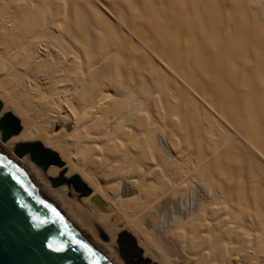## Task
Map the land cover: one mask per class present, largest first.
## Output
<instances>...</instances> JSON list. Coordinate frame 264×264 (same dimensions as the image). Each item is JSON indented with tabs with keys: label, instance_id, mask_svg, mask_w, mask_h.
Returning <instances> with one entry per match:
<instances>
[{
	"label": "bare ground",
	"instance_id": "1",
	"mask_svg": "<svg viewBox=\"0 0 264 264\" xmlns=\"http://www.w3.org/2000/svg\"><path fill=\"white\" fill-rule=\"evenodd\" d=\"M263 5L0 0V115L22 126L0 147L111 264L122 230L145 264H264ZM35 139L62 165L13 154ZM73 173L89 198L49 187Z\"/></svg>",
	"mask_w": 264,
	"mask_h": 264
},
{
	"label": "water",
	"instance_id": "2",
	"mask_svg": "<svg viewBox=\"0 0 264 264\" xmlns=\"http://www.w3.org/2000/svg\"><path fill=\"white\" fill-rule=\"evenodd\" d=\"M3 103L0 100V112ZM22 129L19 118L6 110L0 115V140H8ZM66 129H70L66 126ZM13 154L42 170L63 161L40 141L17 142ZM51 186L63 183L81 196L91 188L77 175L50 177ZM90 201L101 211L109 208L97 195ZM114 219V217H113ZM117 250L125 264H145L148 259L135 238L126 230L117 235ZM62 249L57 251L56 249ZM0 264H111L81 230L34 183L0 147Z\"/></svg>",
	"mask_w": 264,
	"mask_h": 264
},
{
	"label": "rangeland",
	"instance_id": "3",
	"mask_svg": "<svg viewBox=\"0 0 264 264\" xmlns=\"http://www.w3.org/2000/svg\"><path fill=\"white\" fill-rule=\"evenodd\" d=\"M263 7H264V5H263ZM5 43H6V44H5ZM4 44H5V45H3V46H4V48L7 50V52H6L7 54H10L11 52H12L13 54H14V53L17 54V53H18L17 50H18V49H21V47L23 46V43H20L21 45H20V44L16 45V46L14 47V50H13V47L11 48V45H9L6 41L4 42ZM19 46H20V47H19ZM6 47H8V48H6ZM14 51H15V52H14ZM12 53H11V54H12ZM38 59H39V58H37V60H38ZM52 59H53V60H52ZM54 60H56V57L51 58V60L48 59V60H47V63H48V61H50V62H52V63H50V64H53V63H54V65H55V63L58 62V59L56 60V62H55ZM53 61H54V62H53ZM52 66H53V65H52ZM26 72L29 73V76H31L32 73H33V69L28 70V71L26 70ZM54 72H56V70H55ZM54 72H53V73H54ZM14 87H15V88H14ZM14 87L10 85V89H13V91H15V92L17 91V92H16V93H17L16 95H18V94L20 95V93H21V89H23V88L21 87V85H20V87L14 85ZM16 87H17V88H16ZM45 88L48 89L49 86L46 85ZM19 89H20V90H19ZM23 90H24V89H23ZM15 92H14V94H15ZM33 93H34V92H33ZM62 114H64V110L62 111ZM55 125H56V124L54 123V124L51 126V130H53V131L56 130V129H55ZM67 125H70L71 128H70V129H66V128H65V131H67V132H68V131H71V129H72V124H71V123H68ZM59 127H60V126H59ZM59 127H58V128H59ZM52 128H53V129H52ZM58 128H57V129H58ZM35 140H39V139H35ZM5 142H6V141H5ZM3 143H4V142H3ZM51 149H52V148H51ZM53 150H55V151L57 152L56 149H53ZM11 152H12V150H11ZM57 153H58V152H57ZM23 158H24V159H28V161H29L30 163H32V162L29 160L28 156H24V157H22L21 159H23ZM32 165L35 166L33 163H32ZM35 167L38 168L37 166H35ZM38 169H39L40 171L43 172V170H41L40 168H38ZM73 174H74V173H73ZM76 174H77V173H76ZM71 175H72V174H71ZM55 176H56V175H55ZM69 176H70V175H69ZM48 185H49V187H51L50 183H48ZM59 187H60V186H59ZM51 188H53V187H51ZM55 188H58V187H54L53 189H55ZM74 193H75V192H73V191L70 192V190L68 189L67 196H68L69 198H73V196H74L73 194H74ZM81 198H89V196H84V197H81ZM181 202H182V201H181ZM184 202H185V201H184ZM87 206H89V208L94 207L95 209H97L98 211H100V210H99V209H98L93 203H91L90 201H89L88 203H85V207H87ZM100 212H102V211H100ZM103 213H105V212H103ZM99 237H100V239H103L100 235H99ZM102 241L107 242L108 240H106V239L104 240V239H103ZM116 251H117V244H116ZM117 255H118V252H117ZM118 258L121 260V258L119 257V255H118ZM121 261H122V260H121ZM122 263H123V261H122Z\"/></svg>",
	"mask_w": 264,
	"mask_h": 264
},
{
	"label": "snow or ice",
	"instance_id": "4",
	"mask_svg": "<svg viewBox=\"0 0 264 264\" xmlns=\"http://www.w3.org/2000/svg\"><path fill=\"white\" fill-rule=\"evenodd\" d=\"M57 251H61L62 249H60V248H58V249H56Z\"/></svg>",
	"mask_w": 264,
	"mask_h": 264
}]
</instances>
